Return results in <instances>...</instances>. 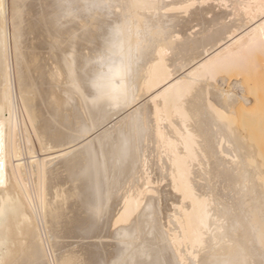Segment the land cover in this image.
<instances>
[{"label": "bare ground", "instance_id": "6f19581e", "mask_svg": "<svg viewBox=\"0 0 264 264\" xmlns=\"http://www.w3.org/2000/svg\"><path fill=\"white\" fill-rule=\"evenodd\" d=\"M9 1L0 264H264V0ZM27 27L47 64L29 61ZM194 73L211 87L190 88ZM122 87L135 99L117 108ZM93 124L95 163L74 139Z\"/></svg>", "mask_w": 264, "mask_h": 264}, {"label": "snow or ice", "instance_id": "6c2138e0", "mask_svg": "<svg viewBox=\"0 0 264 264\" xmlns=\"http://www.w3.org/2000/svg\"><path fill=\"white\" fill-rule=\"evenodd\" d=\"M69 8L71 7V4L69 3ZM192 4H188L186 5V7H192ZM104 7H112V5L110 4H105ZM131 60H132V55H131V51L129 53V56L127 58V62L123 63L121 68L118 70L117 74L120 75L121 78H124L130 71H131ZM69 76L72 79L73 83L72 86L77 90V92H80L79 89V85L76 83L75 81V73L72 69V66L69 65ZM189 81H190V88H195L197 91H202L203 88L207 85L209 88L211 87V81L210 78L208 76H200L198 74H191L189 76ZM81 96H83V93H80ZM108 95L107 93H105L102 89L99 90V94L94 97L91 100L92 104H96L98 101L103 100L105 98V96ZM85 103H88V98L87 97H83ZM111 99L113 101H115L114 103V107H120V101L122 100L123 103L127 104L130 103L132 100L135 99V94L134 92H132L131 90L127 89V88H120L115 90V93L111 95ZM205 107L206 108H210V102H209V98H205ZM95 131V125H89V126H84L81 127L77 134L76 137H74V139L77 140V142H85L87 144L88 147V157L89 160L93 163H95L98 159V155H97V151H95L93 149V146L90 143H87V138L89 135H92ZM128 150V141L125 140L122 144V146H119L117 149V153L123 157L124 155H126ZM98 151L102 152L103 151V145H101V149H99ZM116 155V153H114V156ZM93 215L96 218H99L102 216V212L99 208L95 209L93 212ZM96 220H94L88 227H86L84 229V237L87 238L91 235H95L94 229L96 227ZM133 244L132 243H127L125 245V248L127 251H132L133 250ZM117 264H167L166 261L162 260L159 258L158 254L157 255H150L147 256L146 258L143 259H135L132 258L131 256L128 259H122L119 262H117Z\"/></svg>", "mask_w": 264, "mask_h": 264}, {"label": "rangeland", "instance_id": "374dc122", "mask_svg": "<svg viewBox=\"0 0 264 264\" xmlns=\"http://www.w3.org/2000/svg\"><path fill=\"white\" fill-rule=\"evenodd\" d=\"M8 1H9V0H8ZM9 2H10V3H9ZM9 2H8V4H7V6L9 5V6H8V7H9V8H8V11H7V12H8L7 16H8V18H9L8 20H10V21L12 22V18H10V17H11V14H10L11 12H10V11H12L10 8H12V5H11V1H9ZM9 14H10V15H9ZM10 21L8 22V23H9V24H8V28L11 26V27L9 28V29L11 30V28H13V27H12L13 25H11V24H13V23H11ZM27 25H28V27H30V23H28ZM28 27H27V36H26V38L28 37V38H27L28 42H27V41H26V42H27V44L29 45V47H28V45H27V50L29 49V50L27 51V54L29 53V61H30V62H33V61L35 60V59H34V56L36 55L35 57L37 58V57L39 56L38 59L40 60V61L37 60V63L45 65V63H46V61H45L46 59H45V58L48 57V52H47L46 50H44L45 52H43V51H42L43 48L41 49V48L35 46V44H34V41H35V40H34V33L32 32V29H31V28H28ZM12 31H13V30H12ZM12 31H10V33H11ZM10 39H11V37H10ZM36 47L39 48V49H41V50L37 49ZM35 48H36V49H35ZM33 50H34V51H33ZM35 50H36L37 52H39V53H37ZM41 51H42L43 53H42ZM31 52H32V53H31ZM33 52H34V53H33ZM35 52H36V53H35ZM31 54L33 55V57L31 56ZM37 54H38V55H37ZM45 54H47V55H45ZM33 59H34V60H33ZM11 60H13V61H12V64H15V59H13V57H12ZM31 60H33V61H31ZM30 64H33V63H30ZM46 64H47V63H46ZM14 80H15V78H14ZM139 102H140V101H139ZM97 133H99V132H95V133H93V136L96 137V135H98ZM93 136H92L91 138L94 140L95 138H94ZM91 138H90V139L88 138V139H89L88 141L92 140ZM88 141H87V142H88ZM83 143H85V142H83ZM74 149H76V148H74ZM74 149H73V151H74ZM73 151L70 152V154H68V155H73ZM39 154H44V153H42V152L40 153V152H39ZM56 161H57V159H56ZM57 162H58V161H57ZM55 163H56V162H55ZM65 202H66V201H65ZM65 204H66V203H65ZM66 205H67V204H66ZM65 207H66V206H65ZM58 262H60V264H61L63 261H62V259H61V260H59ZM62 264H63V263H62Z\"/></svg>", "mask_w": 264, "mask_h": 264}]
</instances>
